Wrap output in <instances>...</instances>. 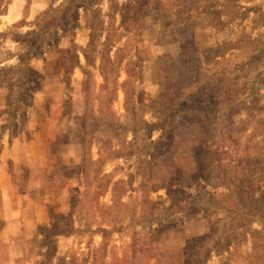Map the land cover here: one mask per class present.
Masks as SVG:
<instances>
[{"label":"rangeland","instance_id":"rangeland-1","mask_svg":"<svg viewBox=\"0 0 264 264\" xmlns=\"http://www.w3.org/2000/svg\"><path fill=\"white\" fill-rule=\"evenodd\" d=\"M50 163L37 264H264V0H0V142Z\"/></svg>","mask_w":264,"mask_h":264},{"label":"crops","instance_id":"crops-1","mask_svg":"<svg viewBox=\"0 0 264 264\" xmlns=\"http://www.w3.org/2000/svg\"><path fill=\"white\" fill-rule=\"evenodd\" d=\"M43 141L0 142V264H37L39 227L48 219L45 193L50 163Z\"/></svg>","mask_w":264,"mask_h":264}]
</instances>
